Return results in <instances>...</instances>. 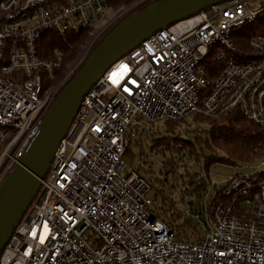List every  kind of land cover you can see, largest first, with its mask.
Segmentation results:
<instances>
[{
	"label": "built area",
	"instance_id": "1",
	"mask_svg": "<svg viewBox=\"0 0 264 264\" xmlns=\"http://www.w3.org/2000/svg\"><path fill=\"white\" fill-rule=\"evenodd\" d=\"M153 1L114 10L108 0H0V187L90 55ZM257 29L264 30V0H232L155 33L116 62L83 98L0 264H264V158L259 172L236 173L216 194L207 191L198 212L187 206L179 224L126 161L132 142L158 122L240 112L264 132ZM83 31V54L46 89L61 53L41 58L40 42L51 32ZM187 219L201 229L195 242L182 232Z\"/></svg>",
	"mask_w": 264,
	"mask_h": 264
},
{
	"label": "water",
	"instance_id": "2",
	"mask_svg": "<svg viewBox=\"0 0 264 264\" xmlns=\"http://www.w3.org/2000/svg\"><path fill=\"white\" fill-rule=\"evenodd\" d=\"M232 0H155L121 22L95 49L47 112L40 132L0 187V254L37 197L83 98L120 59L155 33Z\"/></svg>",
	"mask_w": 264,
	"mask_h": 264
},
{
	"label": "trees",
	"instance_id": "3",
	"mask_svg": "<svg viewBox=\"0 0 264 264\" xmlns=\"http://www.w3.org/2000/svg\"><path fill=\"white\" fill-rule=\"evenodd\" d=\"M131 1L133 0H108V3L114 10H117ZM88 41L89 31L63 35L51 32L42 39L39 44L41 58L55 61L57 60L55 51L61 53V65L56 70L55 78L48 80L44 77L46 89H50L56 85L57 81L70 68V64L74 62ZM245 43L240 46L247 49V44L245 45ZM192 117H194V124L196 125L195 130L185 126V130H181L183 133L179 132L178 134V126L185 119L164 122L163 127L167 132V136L161 137L157 141L158 144L155 145L153 143L151 147L152 150L161 152L168 150L171 153V156L162 163L160 176L156 179L158 183L157 192L163 195V204L168 207V210H164V207H162L164 212L173 211L176 205L172 200L171 202H167V198L170 197L164 193V188L168 184L169 177H173L175 181L173 186L179 185L181 201H184L186 198V206H189L194 212H198V208L205 200L208 183L206 178L201 176L202 173H194L190 170V167L191 169L194 165L200 167L205 163V170L208 171L211 165L215 163H227L228 165L235 166L238 162L250 163L264 158L263 130L240 112L230 114L226 125L218 123L216 121L218 119L214 120L198 115ZM201 125H205V127L201 128ZM156 131L159 133L161 130L157 128ZM185 134H191L192 137L185 136ZM139 143L141 146L140 155H143L142 142ZM205 150H209L212 153L207 159L204 157ZM130 152L131 147L128 149L127 154ZM181 166L185 169L184 175L180 173ZM141 167L144 168L142 164ZM180 177L183 178L182 182H180ZM175 214L176 218H179L181 211L178 213L175 211ZM197 226L196 222L187 219L181 227L184 233H186L185 229H193L195 232Z\"/></svg>",
	"mask_w": 264,
	"mask_h": 264
},
{
	"label": "rangeland",
	"instance_id": "4",
	"mask_svg": "<svg viewBox=\"0 0 264 264\" xmlns=\"http://www.w3.org/2000/svg\"><path fill=\"white\" fill-rule=\"evenodd\" d=\"M246 27L248 28V30H252V26H246ZM263 33H264V30L257 29L258 35H261ZM87 44H88V42L84 45V47L81 49L80 53L77 55L74 62L70 64L71 66L69 65L70 68H68V70L61 76V78L57 81V83L61 82L63 80V78L66 76V74L70 71V69L75 64L77 58H79L83 54V50ZM212 119H214V120L218 119L216 121L218 123H220L221 125H226L228 122V117H224V118L220 117V118H212ZM163 123L164 122H158L155 124V129L160 128V130H161L159 133H158V131H156L157 134H156V132L155 133L154 132L149 133L148 129H146L145 132L143 133L144 137L141 141H140V137H139V138H137V141L135 140L136 142L135 141L132 142L131 152L126 155V161L128 163V170L134 169V170L139 171L142 176H144L147 180H149L152 183L153 189L150 192V197L155 199V202L157 203L156 207L160 208V207L165 206L166 209L168 210V207L163 204V201H162L163 195L161 193L157 192L158 191V189H157L158 183H157L156 179H157V177L160 176L162 163L165 162L166 159L171 156V153L168 150H166L165 152H161L158 150H152L151 149L153 143L155 145H157L158 144L157 141H159V139L161 137L167 136V132L163 127ZM185 126L190 127L191 129L195 130L196 125L194 124V117L189 116V117L185 118L183 123H181V125L178 126L177 134L179 132H182L181 130H185ZM200 127L204 128L205 125L204 126L201 125ZM186 135L189 137H192L191 134H185V136ZM139 142H142L141 145L143 146V155H140V152H141L140 147L141 146H140ZM186 152L189 154L188 151H186ZM211 155H212V153L209 150L204 151V157L206 159L208 157H210ZM137 159L138 160L141 159L142 162L138 161ZM261 162H262L261 160H256V161H253L250 163L238 162L237 164H235V166L228 165L227 163H215V164L211 165V167L209 168L208 171L205 170V163H204L200 167L194 165V166H192V169L190 167V170L194 173H202L201 176L204 175L208 178V180L210 181V185L208 186L207 191H208L209 195L212 196V195L216 194L219 190L223 189L227 185L229 178L231 176H233L234 174H236V173L240 174L241 173V174H244L246 176H249V175H253V174L259 172L261 169ZM141 164L144 166V168L141 167ZM180 173H181V175H184V173H185V169L182 166H181ZM182 181H183V178L180 177V182H182ZM174 183H175V181H174L173 177H169L168 178V184H166V186L164 188V193L170 197V198H167V202H171V200H172L174 202V204H176L172 212L181 211V213L184 214L186 211V208H187L186 203H185L186 198L184 201L183 200L181 201L180 187H179V185L173 186ZM176 208H177V210H176ZM167 212H165V213H167ZM181 220H182L181 217L176 218V221L178 222V224H179V221H181ZM185 231H186V233H184V230L182 229V232L184 234H188L190 237V240L195 242L196 236H197V231L201 232V229L199 228L195 232L193 231V229H185Z\"/></svg>",
	"mask_w": 264,
	"mask_h": 264
}]
</instances>
